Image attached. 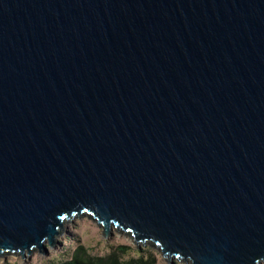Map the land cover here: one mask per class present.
<instances>
[{"label":"water","instance_id":"95a60500","mask_svg":"<svg viewBox=\"0 0 264 264\" xmlns=\"http://www.w3.org/2000/svg\"><path fill=\"white\" fill-rule=\"evenodd\" d=\"M83 217L264 264V0H0V258Z\"/></svg>","mask_w":264,"mask_h":264},{"label":"rangeland","instance_id":"374dc122","mask_svg":"<svg viewBox=\"0 0 264 264\" xmlns=\"http://www.w3.org/2000/svg\"><path fill=\"white\" fill-rule=\"evenodd\" d=\"M61 235L57 238L54 248L47 247V253H33L30 258L22 261L20 257L8 255L5 259L0 258V264H48L68 259L77 245L82 244L91 256H105L115 247L122 245L128 248L131 257L151 255L155 258L156 264H167L161 255L153 248L140 246L137 249L131 240L125 235L118 234L114 230L104 238L102 230L88 218H73L64 225ZM141 251L140 254H138ZM174 264H182L175 261Z\"/></svg>","mask_w":264,"mask_h":264},{"label":"trees","instance_id":"16d2710c","mask_svg":"<svg viewBox=\"0 0 264 264\" xmlns=\"http://www.w3.org/2000/svg\"><path fill=\"white\" fill-rule=\"evenodd\" d=\"M129 253L127 247L119 245L105 256H91L86 247L79 244L68 259L48 264H156L151 255L131 257ZM140 253L141 251L138 254Z\"/></svg>","mask_w":264,"mask_h":264}]
</instances>
